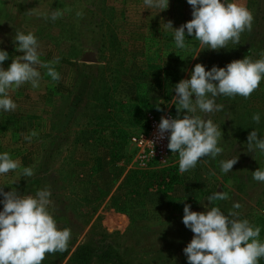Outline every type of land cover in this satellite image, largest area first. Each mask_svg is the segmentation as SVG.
<instances>
[{
  "label": "rangeland",
  "instance_id": "obj_1",
  "mask_svg": "<svg viewBox=\"0 0 264 264\" xmlns=\"http://www.w3.org/2000/svg\"><path fill=\"white\" fill-rule=\"evenodd\" d=\"M222 2L246 7L253 22L239 44L230 41L217 51L186 30L188 47L176 48L174 30L164 23L171 20L175 29L190 21L187 0H169L162 11L146 8L143 0H0V50L9 54L0 67L7 70L23 55L13 43L16 31L36 36L41 61L59 57L58 82L37 66L40 86L10 89L17 108L0 110V154L8 152L20 164L0 174V188L24 196L48 189V211L57 228L71 230L67 256H45L42 264H70L84 246L112 247L128 264H188L183 249L194 234L182 222L185 204L195 212L213 206L225 215L235 211L238 219L260 228L257 239L264 243V183L252 178L264 169V154L247 152L246 144L253 130L264 138V78L250 97L219 96L222 111L195 113L222 132L223 152L201 158L193 169L181 173L178 153L169 150L165 164L140 170L130 144L148 112L169 111L174 119L187 114L182 110L178 117L174 88L190 79L197 63L208 71L246 56L264 58V0ZM54 11L62 13L55 21ZM88 54H94V64L83 62ZM254 113L260 114L259 123L252 120ZM33 130L38 135L29 143L24 136ZM237 157L233 169L222 173L220 161ZM26 167L32 168L31 177L21 175ZM216 191L229 199L210 204L207 197ZM234 203L241 207L233 209ZM91 264L104 263L93 257Z\"/></svg>",
  "mask_w": 264,
  "mask_h": 264
},
{
  "label": "clouds",
  "instance_id": "obj_2",
  "mask_svg": "<svg viewBox=\"0 0 264 264\" xmlns=\"http://www.w3.org/2000/svg\"><path fill=\"white\" fill-rule=\"evenodd\" d=\"M146 8H158L161 11L169 7V0H143ZM192 8V19L178 28H173L172 21L164 23L165 29L174 30L175 46L178 49L188 47L185 44V30L188 36L195 37L201 45L211 50L226 48L231 41L239 44L240 35L245 30L251 31L253 15L237 2L222 0H187ZM60 11L51 13V20L60 17ZM81 16L82 13H77ZM48 18V17H46ZM16 51L23 55L13 59L5 70L0 67V110L14 111L16 103L9 97V90H15L26 83L33 89L40 86L41 73L39 68L47 70L46 75L53 82L60 80V73L55 70L59 57L50 62L40 60L38 40L29 32L16 31L13 43ZM9 57L7 51L0 50V65ZM38 66V67H37ZM264 78V58L253 61L249 57L234 60L225 67L215 65L208 71L205 66L197 63L190 74V79H182L175 85L177 113L187 110L183 118L161 117L157 126V139H163L169 133L168 149L179 155V170L184 173L195 168L203 157L215 158L223 152L218 146L222 132L211 119L195 115L222 111L224 105L216 103L219 96L248 98L260 86ZM193 97L195 102L193 103ZM157 110H161L157 108ZM252 120L260 122V114L254 113ZM33 130L24 139L31 143L37 136ZM247 152L259 151L264 154V138H260L253 130L247 137ZM237 158L220 161L222 173H228L237 163ZM20 169L18 161L10 158L8 152L0 154V174ZM30 167L22 169L21 175L31 177ZM215 175V173H213ZM252 178L264 183V169L252 172ZM3 210L0 211V264H42L46 254L65 252L71 239V230H59L56 221L49 213L52 203L48 189L38 190L35 196L21 195L16 189L4 192L0 188ZM229 199L226 192H214L207 197L214 201ZM239 209V203L233 204ZM191 205H184L182 222L192 231L193 238L183 249L188 264H258L264 257V243L257 239L260 228L250 225L247 219H238V213L229 210L225 215L219 207L207 208L206 212L191 211Z\"/></svg>",
  "mask_w": 264,
  "mask_h": 264
},
{
  "label": "built area",
  "instance_id": "obj_3",
  "mask_svg": "<svg viewBox=\"0 0 264 264\" xmlns=\"http://www.w3.org/2000/svg\"><path fill=\"white\" fill-rule=\"evenodd\" d=\"M173 118L169 111L148 112L145 118V127L142 131L130 138L134 148V163L140 170H146L155 165H163L169 157L167 147L169 133L163 139H157V126L161 117Z\"/></svg>",
  "mask_w": 264,
  "mask_h": 264
},
{
  "label": "trees",
  "instance_id": "obj_4",
  "mask_svg": "<svg viewBox=\"0 0 264 264\" xmlns=\"http://www.w3.org/2000/svg\"><path fill=\"white\" fill-rule=\"evenodd\" d=\"M68 254V248L65 252H57L55 254H46V256H56L59 259H63ZM93 257H97L99 262L104 264H128L122 257L116 253L112 247L105 249H96L91 248L90 246H84L77 249L71 256L69 262L70 264H91Z\"/></svg>",
  "mask_w": 264,
  "mask_h": 264
},
{
  "label": "water",
  "instance_id": "obj_5",
  "mask_svg": "<svg viewBox=\"0 0 264 264\" xmlns=\"http://www.w3.org/2000/svg\"><path fill=\"white\" fill-rule=\"evenodd\" d=\"M83 62L89 63V64H94L96 62L94 54H88L83 58Z\"/></svg>",
  "mask_w": 264,
  "mask_h": 264
}]
</instances>
